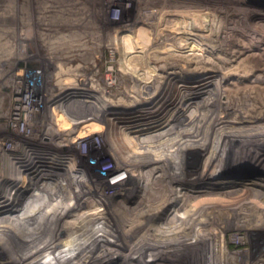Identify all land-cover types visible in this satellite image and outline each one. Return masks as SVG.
Returning a JSON list of instances; mask_svg holds the SVG:
<instances>
[{
    "label": "bare ground",
    "instance_id": "6f19581e",
    "mask_svg": "<svg viewBox=\"0 0 264 264\" xmlns=\"http://www.w3.org/2000/svg\"><path fill=\"white\" fill-rule=\"evenodd\" d=\"M23 1L28 3L23 10H13L24 12L31 28L22 31L21 39L37 38L39 34L40 39L48 40L44 32L37 33L34 29L46 22V28L58 33L65 28L69 31L54 38L45 50L49 55L60 52L59 55L65 56L70 48L79 52L90 46L76 30L82 26L78 23L92 22V17L70 16L82 13L81 8L74 7L82 0H68L72 3L68 6L63 4L65 0ZM108 1L111 5L115 3V0ZM122 7L128 6L122 4ZM151 10L148 5L141 12L149 16ZM190 11V16L182 15L189 22L203 19H197ZM99 12L101 16L107 14ZM126 13L123 10V15ZM173 15L177 17V12L164 10L159 14L160 18ZM142 19L133 20L141 29L151 23V17ZM170 26V30L179 29L177 23L172 22ZM243 28L254 30L246 22ZM237 32L242 33L239 26H227L223 43H228ZM260 40L258 48L264 57V40ZM104 47L109 50V44ZM140 48L135 43L132 54L120 58L129 66L125 82L112 67L102 75L94 69L90 73L54 76L53 71L57 73L61 67L53 65L50 61L55 58L49 57L46 61L53 68L46 78L45 99L34 94L31 86L13 84L10 92L13 105L9 104L7 112L19 118L13 120L14 131L9 132L10 126L3 130L4 139L10 144L6 142L3 151L0 150L3 152L0 153L3 156L0 186L3 176L7 175L16 183H10L9 189L0 194V198L9 200L0 199V264H264V247L258 253L247 247L241 252L229 249L232 243L249 246L252 233L264 230V184L250 182L257 188L244 191L230 180L239 168L251 167L258 155L264 156V105L258 106L256 96L250 95L238 99L236 111L225 106L216 110L217 104L225 99L220 92L224 81L212 87L201 84L206 68L188 76V80H176L177 72L172 67V71L159 75L158 64L149 65ZM21 60L28 63L34 57L26 54ZM262 70L252 82L264 83ZM231 74L227 72L223 78ZM175 81L179 82L180 90L174 87ZM122 82L127 84L124 90L127 99L112 94ZM76 83L79 84L73 89ZM157 111L153 119L148 116ZM130 113H144L148 118L137 123L113 121L120 114ZM41 135L43 138L38 143ZM95 138H104L105 145L99 146L112 158L115 170L121 171L107 183L96 178L92 183H85L80 178L84 169L76 157L77 148L85 144L92 154L98 150ZM203 151L207 159L203 166L185 165L184 158ZM127 176L137 181L143 179L149 187L159 185L142 198L138 204L142 209L132 218L128 216L127 197L115 201L121 193L127 195L135 190L129 187L127 180L131 178ZM102 188L113 191L101 193ZM202 191L196 200L188 203L195 193ZM98 194L103 201H92ZM177 198L181 206H175L166 215ZM94 205L103 207L105 213L92 212ZM42 209V218L38 220L36 214ZM81 215L84 220L78 218ZM162 215L165 216L157 226L155 223ZM227 221L233 223L232 233L228 235L224 227ZM153 230L160 234H147L135 240L138 233ZM98 241L103 244L99 252L77 253L83 246L91 247ZM67 252H72L71 257L59 259ZM44 253L48 255L43 256Z\"/></svg>",
    "mask_w": 264,
    "mask_h": 264
},
{
    "label": "rangeland",
    "instance_id": "374dc122",
    "mask_svg": "<svg viewBox=\"0 0 264 264\" xmlns=\"http://www.w3.org/2000/svg\"><path fill=\"white\" fill-rule=\"evenodd\" d=\"M70 1L76 2V0ZM162 1L164 0H115L114 5H111L108 0H82V2L74 5V7L76 6L77 8H81L82 13L77 12L74 13V15L70 16L73 18L92 17V22H90L89 20H85V22L78 23L82 24L81 27H78V29L76 28L77 30L75 29L77 34L83 37L82 40L88 41L90 46L87 45V47L79 52H77L75 48L71 50V48L69 47L70 49L66 50L67 54L63 56L59 55L60 52H58L56 55H49L48 52H45V50L48 49L49 44L53 42L54 38H57L59 35L61 36V33L66 32L67 34V32H69L68 29H60V33H58V30H55L53 28H46L45 24L47 23L42 22L37 24L34 29L37 33L44 32L46 34V38H49L48 40L40 39L39 34L37 38L29 37L30 39H21V33L25 32L26 29L30 31L31 28H29L30 26L26 14H24V12L16 13L13 12V10L21 11L25 8V3H28L26 1L24 2L23 0H0V150L3 151L4 145L7 142L5 141L6 139H4L5 136L3 135V130L6 126H10L8 127L9 132H11L12 130L14 131L16 129V126H14L13 120L19 118V116L14 115H12L11 117V114L9 116L7 112L9 109V104L12 103L13 105V96L10 95L13 84L19 82L20 84H24L25 86H31L33 87L32 90H34V94H36L37 96L43 95L45 99V95L48 93L46 92L48 88L46 82L48 80H46V78H48L47 76L50 75V71H52L51 68H53L50 62L53 65H60L61 67V71L57 73L53 71L54 76H58L60 75V73L64 74V76H68V74L71 75L77 72L84 73V71L86 73H90L94 69L98 70L102 75L108 67H112L118 74L121 81L125 82V77L127 75V71L129 70V66L125 60H121L120 58L123 56H130L132 54L131 49L134 47L135 43L136 46H141L139 51L144 50L142 52L143 57L147 60L149 65L158 64L159 71L156 72L159 75H164V72L167 73L169 71H172L170 70V68L172 67L174 68V71L177 72L174 75L176 80L184 78L187 79L188 76H193L192 74H198V72H200V69L206 68L207 71L201 78L203 79L201 81V84H209L207 87H212L214 83L224 81L223 83H221L223 87H220V92L223 93V97L225 99L223 100V102L221 101L220 104H217V107H215L216 110L218 109V107L224 108L225 106L232 111H236L238 107L235 106V103L238 102V99L241 97H248L250 95L251 97L256 96V100L259 103L258 106L264 105V83L252 82L255 79L256 75L263 73L262 68L264 69V57L262 56L258 48L260 45V43L258 42L261 41L260 39L264 40V35H261L262 33L264 34V0H185V4L181 3V1L183 0H167L166 2ZM38 4H36V6ZM63 4L65 6H68L72 3H70L68 0H65ZM122 4L127 5L128 7H122ZM148 5L152 10L148 13L149 16H145L141 11L145 6ZM87 6L88 9L85 8ZM109 9L110 11L108 13ZM123 10L124 13L125 11L127 12L124 15ZM164 10L171 11L173 13L175 11V14L177 12V17H174L173 15L169 18H160L159 14ZM190 10L192 11V13L194 12L193 14L197 17V19H203L197 21L194 20L191 22L186 20L182 15L190 16L191 14L188 15V12ZM99 11L107 12V14L105 13V16H101L99 15ZM178 15L182 17H178ZM147 17H151V23L148 26L143 27L142 29L141 26L133 23V20L141 18H143L142 20H144ZM240 17L243 18V21L240 20ZM123 20L124 22H122ZM157 20H160L159 25H156ZM172 22H174V24L177 23V28H179L178 30H170L172 27H169V24H171ZM244 22H246L248 26L253 27L254 30L247 31V29H244ZM184 23H188V25H185ZM132 24L136 26L131 27ZM227 26H239L242 33L237 32L231 35L229 42L225 44V42L223 43L222 36L223 31ZM19 41H22V43ZM143 43L145 46H143ZM106 44H109V50L105 49L104 46ZM244 44L246 47L244 46ZM19 45L21 46L19 47ZM35 46L38 49H36ZM128 48H130V50ZM255 52L261 55H254ZM26 54L33 56L34 61L28 63L23 62L21 58H24ZM49 57L55 58L53 62L46 61ZM242 57H244L245 59H242ZM229 68L231 69V71H229ZM234 71L237 74L240 73V76L242 77L236 75ZM227 72H230V74L232 72L233 73L230 76H224L223 78V75ZM244 75L245 77H243ZM123 82L120 84L119 88L116 89L117 91H113L112 94H119L118 97L127 99V94L124 93L127 84ZM231 82H235V84H230ZM78 84L79 83L74 84L72 88L74 89L76 86H78ZM174 87L180 90L179 82L177 83V81H175ZM60 88L62 89V84L59 89ZM248 104L249 102H247V105ZM157 115L158 111L157 113H152L148 116L153 119V117ZM36 118L38 120L41 119V116L38 117L37 112ZM147 118L148 117H146L144 113H130L125 115L120 114L116 119H113V121H121L126 123L134 121V123H137L145 122ZM259 123H262V121ZM118 125L120 126L121 124L118 123ZM42 138L43 136L41 135L37 142L39 143ZM94 141L96 149L98 150L93 152L92 154L88 151L85 144H82L79 148H77L76 157L82 162L81 165L84 169V171L80 173V178L85 183H92L90 181L95 178L103 179L104 182L107 183L108 181L112 180L111 177L113 175L118 174L121 171L115 170L112 158L110 159L108 153H106L105 150L101 149L100 146L102 144L105 145L104 138H99V140L98 138H95ZM9 144V142L6 143V145ZM152 150H155V148H152ZM2 151H0V153H3ZM203 154H205L204 151L201 154H194L189 158H184L185 165H188L192 168L200 167L201 165L203 166V164H205L207 161V159L203 157ZM2 157L3 156H1L0 158ZM113 157L116 158L114 154ZM260 157L259 155L258 157H256L251 167L244 166L243 168H239V170L234 173L235 176L230 179L233 180V182H237V185L241 190L245 191V189H249V187L253 190L257 188L256 186L250 184V182L253 181L262 182L264 184V156L260 155ZM2 173L6 174L4 171H2ZM127 177L129 179L131 178L130 180H127L129 181L127 183L130 184L129 187L134 188L135 190L130 194L127 193V195L121 193V195H118V197H116L115 201H121L120 197L122 198V196H126L128 216L132 218L134 217L133 214H138V211L142 209V206L138 205L141 203L142 198H146L148 196L147 194L150 193V190L152 189L153 191V188L156 189L159 185H151L149 187L145 184V182H143V179L137 181L136 179H132V177L130 176ZM9 178V175L3 176V180L1 181L0 186V194L3 193L4 189H7L8 186H10V183L12 185L13 183H16L14 182V180H11ZM110 191L113 190H109L106 188H102L100 190L101 193H109ZM203 191L195 193V197L191 198L190 202L188 203L191 204L192 201L196 200V198L200 196L201 193H204ZM0 199L2 200L4 198ZM93 199L92 201H103L100 194L96 195V197ZM4 200L9 201L6 199ZM178 205L181 206V201L179 198L174 200L172 205L167 210V213L165 212V214L168 215L169 212L171 213L172 208ZM43 210L44 209L36 214V216L39 217H36V219L39 220L42 218L41 213L43 212ZM93 210L94 211L92 212L101 214L105 213L104 208L100 207L99 205H94ZM164 216L165 215H162L161 219L159 218V220L156 221L155 224L157 226H160L159 224H161ZM78 218L82 219L83 216L81 215ZM82 220H84V218ZM224 227L227 235L232 233V222L227 221L224 224ZM155 230H153L154 233L153 231H151L150 233H147V231H142L138 233V235L135 237V240L143 239V236H146L147 234H160V232L158 231L156 233ZM249 242V246H240V244L238 243H232L230 244L229 249L233 252H241L245 251L247 247L248 249H254L256 253L260 252L264 247V230L253 232ZM102 245L103 244L98 241L95 242V244L91 247L83 246L82 248H80L81 250L83 249V252L81 250L80 252L78 249L79 252L77 251V253L82 255L87 253L88 251H93L96 253L99 252L100 249H102ZM40 254L42 255L43 253ZM71 254L72 252H67L66 254L60 256L59 259L69 258L71 257ZM47 255L48 253H44L43 256Z\"/></svg>",
    "mask_w": 264,
    "mask_h": 264
}]
</instances>
